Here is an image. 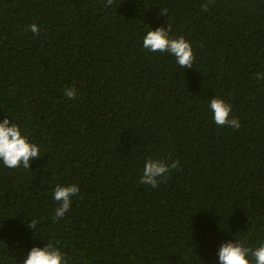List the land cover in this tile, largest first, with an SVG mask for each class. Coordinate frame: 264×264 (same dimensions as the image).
<instances>
[{"label": "trees", "instance_id": "16d2710c", "mask_svg": "<svg viewBox=\"0 0 264 264\" xmlns=\"http://www.w3.org/2000/svg\"><path fill=\"white\" fill-rule=\"evenodd\" d=\"M106 3L0 0V122L41 153L28 169L0 161V264L47 244L68 264H220L225 242L264 246V0ZM168 25L192 68L143 47ZM216 97L240 128L215 123ZM149 158L179 168L153 188ZM71 184L54 221L55 187Z\"/></svg>", "mask_w": 264, "mask_h": 264}, {"label": "clouds", "instance_id": "9594fccd", "mask_svg": "<svg viewBox=\"0 0 264 264\" xmlns=\"http://www.w3.org/2000/svg\"><path fill=\"white\" fill-rule=\"evenodd\" d=\"M114 0H107L105 7L111 6ZM209 5H203L205 11ZM166 14V11H162ZM30 30L38 35L39 27L33 23ZM27 30V29H26ZM171 26L166 28L161 26L149 31L143 38V47L152 52H167L175 57L176 63L185 69L192 68L196 60V55L192 44L184 36L173 37L170 35ZM258 79L264 80V72L256 74ZM76 89L74 87L64 90V95L69 99H75ZM214 113V121L217 125L228 126L234 129L241 127L238 117L231 116L232 105L224 99L213 98L209 105ZM41 155L39 146L31 142L27 135L23 134L21 127L16 123H10L5 117L0 122V161L8 168L25 169L31 168V161ZM179 168V161L174 160L168 163L165 160H154L149 158L144 166L141 176V183L150 185L153 188L164 183L172 169ZM80 188L77 184L67 186L57 185L53 196L58 206L55 209L52 219L58 221L70 211L72 197L78 195ZM38 221L32 219L29 227L37 230ZM220 264H264V246H259L255 250L246 247L242 242L228 241L223 243L218 250ZM23 264H68L64 253L52 244L46 247H33L23 260Z\"/></svg>", "mask_w": 264, "mask_h": 264}]
</instances>
